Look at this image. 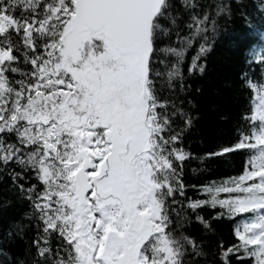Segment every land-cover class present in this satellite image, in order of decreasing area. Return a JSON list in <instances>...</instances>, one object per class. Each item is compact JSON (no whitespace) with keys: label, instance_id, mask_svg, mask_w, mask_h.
I'll use <instances>...</instances> for the list:
<instances>
[{"label":"snow or ice","instance_id":"6c2138e0","mask_svg":"<svg viewBox=\"0 0 264 264\" xmlns=\"http://www.w3.org/2000/svg\"><path fill=\"white\" fill-rule=\"evenodd\" d=\"M232 13L231 0H0V178L29 205L6 234L24 255L0 246V264H264V47L240 77L233 143L194 157L178 98L187 52L203 74ZM231 154L238 174L185 183L186 162ZM204 207L236 221L212 260L185 231L189 209L212 230Z\"/></svg>","mask_w":264,"mask_h":264},{"label":"trees","instance_id":"16d2710c","mask_svg":"<svg viewBox=\"0 0 264 264\" xmlns=\"http://www.w3.org/2000/svg\"><path fill=\"white\" fill-rule=\"evenodd\" d=\"M233 13L229 20H222L223 25L211 51L202 58L205 72L188 74L191 58L196 54L197 46L189 49L186 54L183 71L185 76L184 91H178L183 107L194 118L193 126L185 135V147L194 157H203L207 152L216 150L220 145L231 144L236 140V128L242 123L241 116L246 110L249 91L242 88L241 74L252 69L247 64L249 53L256 48L264 47V10H261V0H235ZM254 75L259 77V65H253ZM167 95V92L165 93ZM244 158L241 154H231L230 159L213 158L201 164L193 159L186 162L184 180L188 185H202L209 180L238 174L243 168ZM196 171H193V170ZM187 195L193 199L203 198L191 187ZM29 211L26 201L20 200L12 190L8 178H0V246L6 248L13 256H23L26 247L24 239L17 238L7 241L6 234L14 225L21 221ZM219 209L204 207L199 214L210 221L212 230H207L196 221V213L190 209L187 215L191 217L185 231L204 241L209 253L216 251L217 245L223 241L227 246L235 242L233 227L236 221L228 219H213ZM240 217H237V221ZM33 233H26L31 239ZM219 264V261H216ZM235 264V262H234Z\"/></svg>","mask_w":264,"mask_h":264}]
</instances>
